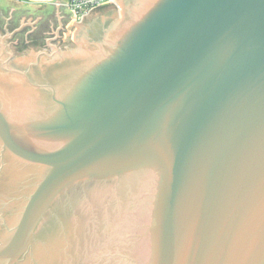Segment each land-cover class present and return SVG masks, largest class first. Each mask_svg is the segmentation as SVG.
<instances>
[{
  "label": "water",
  "instance_id": "1",
  "mask_svg": "<svg viewBox=\"0 0 264 264\" xmlns=\"http://www.w3.org/2000/svg\"><path fill=\"white\" fill-rule=\"evenodd\" d=\"M0 0V264H264V0Z\"/></svg>",
  "mask_w": 264,
  "mask_h": 264
},
{
  "label": "built area",
  "instance_id": "2",
  "mask_svg": "<svg viewBox=\"0 0 264 264\" xmlns=\"http://www.w3.org/2000/svg\"><path fill=\"white\" fill-rule=\"evenodd\" d=\"M111 0H60L59 4L63 5L75 16V20H79L82 16L90 13L101 4L110 2Z\"/></svg>",
  "mask_w": 264,
  "mask_h": 264
},
{
  "label": "crops",
  "instance_id": "3",
  "mask_svg": "<svg viewBox=\"0 0 264 264\" xmlns=\"http://www.w3.org/2000/svg\"><path fill=\"white\" fill-rule=\"evenodd\" d=\"M17 3H56L59 4L60 0H11Z\"/></svg>",
  "mask_w": 264,
  "mask_h": 264
},
{
  "label": "rangeland",
  "instance_id": "4",
  "mask_svg": "<svg viewBox=\"0 0 264 264\" xmlns=\"http://www.w3.org/2000/svg\"><path fill=\"white\" fill-rule=\"evenodd\" d=\"M79 20H80V19H79ZM77 21H78V20H75V24H74V26H75L76 29H79V25H80V24L76 25Z\"/></svg>",
  "mask_w": 264,
  "mask_h": 264
}]
</instances>
